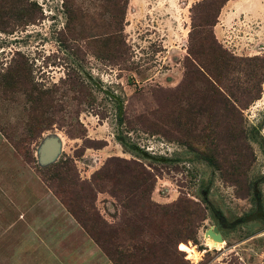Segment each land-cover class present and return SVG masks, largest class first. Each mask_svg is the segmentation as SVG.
Here are the masks:
<instances>
[{"label": "rangeland", "instance_id": "374dc122", "mask_svg": "<svg viewBox=\"0 0 264 264\" xmlns=\"http://www.w3.org/2000/svg\"><path fill=\"white\" fill-rule=\"evenodd\" d=\"M214 49L224 64L207 58ZM24 59V83L0 79V217L48 214L47 193L66 207L59 172L91 182L109 157L137 161L155 175L143 198L201 206L196 236L167 264H264V0H0V78ZM202 73L231 93L238 117L215 104L196 112L195 88L210 87ZM30 82L50 122L26 140ZM219 116L241 131L215 128ZM52 133L60 152L41 165ZM95 204L112 226L132 215L107 191ZM213 227L223 242L205 236ZM91 264L115 263L101 250Z\"/></svg>", "mask_w": 264, "mask_h": 264}, {"label": "trees", "instance_id": "16d2710c", "mask_svg": "<svg viewBox=\"0 0 264 264\" xmlns=\"http://www.w3.org/2000/svg\"><path fill=\"white\" fill-rule=\"evenodd\" d=\"M208 1L211 5L221 8L228 0ZM26 21H30L28 14ZM200 46L204 49L202 44ZM206 56L217 66L225 63L222 61L225 60L222 54L217 53L215 49ZM27 65L25 59L17 61V66L11 72L1 75L2 84L14 80L24 83L23 74ZM214 74L219 75L218 71H214ZM201 75L210 87L195 88L194 91H197L201 100L196 112L204 115L208 112V105L215 104L219 113L230 106L231 112L236 113L238 117L239 110L230 100L231 93L222 86L218 87L204 73ZM22 89L29 103L27 119L34 127L32 133L25 136L28 140L42 132L50 119L43 112L39 114L41 91L37 86L30 82ZM221 118H214L215 128L241 131L235 119L233 124L228 122L227 126ZM154 177L155 175L137 161L109 157L93 172L91 182L78 183L70 173H57L54 177L57 182L55 192L60 195L61 201L83 229L115 264H167L172 252L181 253V249L178 250L181 241L186 242L196 236L201 206L183 197H178L167 205L155 203L150 197L143 198L147 190L153 189ZM102 191H107L121 202L127 201L126 207L130 208L132 215L128 216L130 220L125 227L124 224L112 226L102 217L95 204L97 192ZM121 234L125 236L127 243H121Z\"/></svg>", "mask_w": 264, "mask_h": 264}, {"label": "crops", "instance_id": "0c3cea01", "mask_svg": "<svg viewBox=\"0 0 264 264\" xmlns=\"http://www.w3.org/2000/svg\"><path fill=\"white\" fill-rule=\"evenodd\" d=\"M45 196L50 201L48 214L28 217L21 209L5 210L2 214L0 227L5 239L0 241V263L91 264L93 256L100 257L99 246L57 196L52 193Z\"/></svg>", "mask_w": 264, "mask_h": 264}, {"label": "water", "instance_id": "95a60500", "mask_svg": "<svg viewBox=\"0 0 264 264\" xmlns=\"http://www.w3.org/2000/svg\"><path fill=\"white\" fill-rule=\"evenodd\" d=\"M61 139L57 133L47 135L37 149L38 161L41 165H47L56 159L60 152ZM210 235L213 240L223 242V236L217 227L205 231V236Z\"/></svg>", "mask_w": 264, "mask_h": 264}, {"label": "bare ground", "instance_id": "6f19581e", "mask_svg": "<svg viewBox=\"0 0 264 264\" xmlns=\"http://www.w3.org/2000/svg\"><path fill=\"white\" fill-rule=\"evenodd\" d=\"M191 255H193V253Z\"/></svg>", "mask_w": 264, "mask_h": 264}]
</instances>
